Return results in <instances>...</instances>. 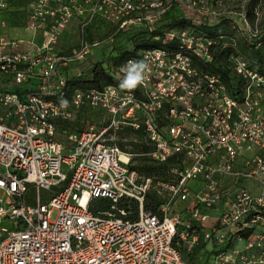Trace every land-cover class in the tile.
Listing matches in <instances>:
<instances>
[{"label": "built area", "instance_id": "built-area-1", "mask_svg": "<svg viewBox=\"0 0 264 264\" xmlns=\"http://www.w3.org/2000/svg\"><path fill=\"white\" fill-rule=\"evenodd\" d=\"M29 1L26 29L41 34L39 44L7 37L1 14L8 0H0V73L18 85L35 83L23 98L0 86V219L13 223L0 228V264H183L178 243L191 252L200 239L218 247L212 264H264V74L256 67L229 55L240 80L233 95L220 75L195 65L213 60L216 40L178 28L163 40H177V49H144L118 67L123 78L128 61L147 64L137 91L107 85L76 90L67 100L63 90L60 69L113 39L95 38V21L111 23L114 33L152 31L164 13L185 5L190 12L183 16L200 25L222 15L220 0ZM234 15L227 17L235 35L259 36L261 29L248 34L240 26L249 21L247 10ZM74 21L79 43L57 50ZM86 106L103 109L106 124L60 127ZM124 127L143 131L153 161H178L170 178L157 182L167 191L158 213L144 206L153 178L108 142L109 133ZM191 181L199 187L192 189ZM31 188L35 203L27 204ZM41 190L50 192L47 200ZM99 198L110 206L95 213L90 204ZM124 200L136 205V219L119 206ZM179 202L188 206L178 210Z\"/></svg>", "mask_w": 264, "mask_h": 264}, {"label": "trees", "instance_id": "trees-1", "mask_svg": "<svg viewBox=\"0 0 264 264\" xmlns=\"http://www.w3.org/2000/svg\"><path fill=\"white\" fill-rule=\"evenodd\" d=\"M247 16L249 21L253 23L256 18L254 3L248 5ZM230 21L229 17L222 14L217 20L206 19L200 25H192L190 20L178 11L177 7H173L163 14L152 31L145 27L120 29L115 33L110 30L108 35H114L112 41L95 48L83 61H75L71 63L70 67L68 66L62 70L66 78V85L63 89L65 98L67 100L71 99L76 90H100L107 85L119 86L123 78L118 74V67L127 59L138 58L139 52L144 49H177L179 45L177 40L166 43L163 40L168 31L178 28H191L198 35L216 40L213 46V60L210 62L197 60L195 65L204 72L220 75L230 92L236 95L239 92L240 80L230 67L229 55L232 53L241 55L260 73L264 74V28L261 29L258 37H247V34L243 37L240 34L235 35ZM101 23L105 22L95 21L90 29ZM98 50L101 56L97 53ZM71 68H76L77 74L69 75L68 70ZM10 80L5 78L3 83L7 84ZM32 84H35L33 80H29L17 85L14 90L10 89V91L18 93L23 98V94L32 89V86H30ZM60 127L73 129V124L70 121L62 122ZM124 128H126L125 133H119L120 140L111 143L117 145L123 152L134 154L132 168L145 177L153 178V185L156 189L149 191L144 206L153 213H158L165 198L159 195L163 189L157 185V182L168 180L171 167L176 165L178 161L175 158H170L162 163L153 161L148 155L152 150V146L143 131H135L131 127ZM123 139L127 141L123 142ZM126 145L131 147L130 151H126ZM109 206L110 201L106 198L94 199L90 204V210L95 213L104 212L109 209ZM119 206L128 211L127 218H137V207L133 202L124 200ZM193 253L187 254L192 257Z\"/></svg>", "mask_w": 264, "mask_h": 264}, {"label": "rangeland", "instance_id": "rangeland-1", "mask_svg": "<svg viewBox=\"0 0 264 264\" xmlns=\"http://www.w3.org/2000/svg\"><path fill=\"white\" fill-rule=\"evenodd\" d=\"M250 3H254L255 9L257 11L256 18L253 23L251 21H248L247 24L241 23V27L244 29L245 33H250L251 31L259 30L264 28V0H220V6L217 7L221 11L222 14H226V16H233L234 13H239L241 11L246 12L247 7ZM179 12H190L188 8L184 5L183 7H180L178 9ZM233 14V15H232ZM234 17L237 19L238 16ZM67 27L62 32V39L60 41V45L66 48L75 47L79 43V39L81 36V29L79 25H75L70 27L68 29ZM113 29V25L111 23H101L98 26H95L90 29V33L95 38H104L108 35V32ZM250 31V32H249ZM106 43L104 42L101 46H104ZM100 46V47H101ZM100 51L98 50L97 53ZM99 56L101 54L99 53ZM70 67V66H69ZM69 75H75L77 74L76 68H71L68 70ZM67 73V74H68ZM7 76V75H5ZM3 74L0 73V86L6 88L7 90H14L18 84H16L13 80H10L7 84L3 83V79L5 77ZM9 79H11V76H7ZM32 86V89L35 87V84L30 85ZM108 121V114L100 108H92V107H83L80 110L73 111L72 119L70 120L71 124H73V130L76 129H87L90 126H94V128H100L102 125L106 124ZM78 131V130H77ZM126 128L119 129L115 132H111L108 134V142H114L118 141L119 139V133H125ZM58 138L65 140L63 135L60 133L57 135ZM123 142L127 141L126 139L122 140ZM126 151H130V146H125ZM134 155V154H133ZM195 182H190L189 186L193 187L195 186ZM156 189L153 187L151 190ZM159 193V192H158ZM50 192L46 190H41V196L42 200H47ZM159 195H162L164 198L167 197V191L161 190ZM26 203L27 204H34L35 203V190L32 188L29 190V192L26 195ZM57 216V210H54L51 215V219L54 220ZM13 223L9 219H0V228L1 227H10ZM179 247L182 252L183 256V264H207L210 262L211 258L209 256V248L211 246H208L207 248L203 246H199L195 249L192 257L188 255L185 251V248L183 247V243L179 242Z\"/></svg>", "mask_w": 264, "mask_h": 264}, {"label": "crops", "instance_id": "crops-1", "mask_svg": "<svg viewBox=\"0 0 264 264\" xmlns=\"http://www.w3.org/2000/svg\"><path fill=\"white\" fill-rule=\"evenodd\" d=\"M29 13H30V1L29 0H8V8L5 9L3 11V13L1 14V18L6 22V28H5V32L8 38L10 39H24V40H31L34 44H39L41 42V34L38 33H33L30 30L26 29L27 26V22H28V18H29ZM75 25H79V23L77 21H74L68 29H70V27L75 26ZM62 39V34L61 37L58 41V46H57V50H61V51H66L68 52L71 48H66L63 47L62 45H60V41ZM29 46L27 45H23L22 49H28ZM67 68V67H62ZM63 69H60V71H62ZM64 73V72H63ZM128 153V152H126ZM131 154V153H130ZM132 158H133V154ZM133 164V163H132ZM195 186L194 188H198L199 187V183L195 182ZM192 189H194L193 187H191ZM186 206H188L187 203L185 202H179L176 205V209L178 210H182L183 208H185ZM199 246H203L205 248H207L208 246H210V244L205 243L202 239L199 240V242L195 245L194 249L191 252H194L196 248H198ZM218 250V247H216L215 245H211L208 252H209V256L211 258L212 254L215 253ZM186 253H191V252H187V250L185 249ZM211 261L208 262L207 264H212V259H210Z\"/></svg>", "mask_w": 264, "mask_h": 264}, {"label": "clouds", "instance_id": "clouds-1", "mask_svg": "<svg viewBox=\"0 0 264 264\" xmlns=\"http://www.w3.org/2000/svg\"><path fill=\"white\" fill-rule=\"evenodd\" d=\"M148 70L147 64L141 61L130 60L124 69V77L119 83L121 90H134L144 81V76ZM66 104L67 102L64 101Z\"/></svg>", "mask_w": 264, "mask_h": 264}, {"label": "bare ground", "instance_id": "bare-ground-1", "mask_svg": "<svg viewBox=\"0 0 264 264\" xmlns=\"http://www.w3.org/2000/svg\"><path fill=\"white\" fill-rule=\"evenodd\" d=\"M121 158H122V159H125V157H124V155H123V154H121Z\"/></svg>", "mask_w": 264, "mask_h": 264}]
</instances>
